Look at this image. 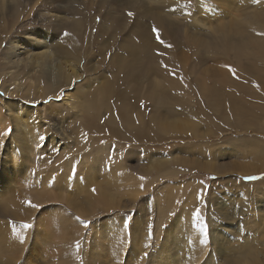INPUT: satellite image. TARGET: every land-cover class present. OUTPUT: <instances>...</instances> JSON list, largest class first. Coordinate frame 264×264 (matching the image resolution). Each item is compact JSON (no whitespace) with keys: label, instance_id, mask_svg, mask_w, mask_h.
<instances>
[{"label":"rangeland","instance_id":"rangeland-1","mask_svg":"<svg viewBox=\"0 0 264 264\" xmlns=\"http://www.w3.org/2000/svg\"><path fill=\"white\" fill-rule=\"evenodd\" d=\"M260 5L264 0H0V102L6 113L12 105L14 113L32 110L41 143L31 183H8L19 201L0 200L2 230L33 225L12 264H49L36 219L62 222L60 211L70 229H55L52 238L67 241L63 250L76 264H197L196 256L198 264L213 257L238 264V252L252 248L264 264V178L243 179L264 174V70L254 69L264 60L244 59L240 42L237 56L229 52L230 36H241ZM32 43L51 46L59 59V49L77 57L81 76L60 85L37 68L18 75L10 58ZM3 149L0 173H7ZM47 177L53 193L38 201ZM64 188L95 201L111 195L82 214ZM25 200L41 207L25 210ZM203 221L210 242L197 246ZM123 241L126 249L116 250Z\"/></svg>","mask_w":264,"mask_h":264},{"label":"bare ground","instance_id":"bare-ground-1","mask_svg":"<svg viewBox=\"0 0 264 264\" xmlns=\"http://www.w3.org/2000/svg\"><path fill=\"white\" fill-rule=\"evenodd\" d=\"M1 1L5 2L6 0H1ZM252 18L254 19L250 21V25L243 26L242 32L239 33L241 34V36L239 37L230 36L229 52L233 51L234 54H236L237 56V51L235 50V43L240 42L242 47L239 50L242 56H244L243 57L244 59L248 61L252 57L256 61L264 60V38H263L264 35H261V33H264V23H263L264 7L260 5V8H255V14L252 16ZM27 43L29 44L30 40L27 41L26 44ZM58 51L62 54V56H64L63 59H59L58 57L54 56L51 46L49 45L39 46L32 43L28 47H24V50L16 52L14 57L12 56V58H10L9 65L13 68H17L18 75L26 72L28 69L37 68L40 75L44 79L49 80L51 82L59 83L60 85L74 82L81 76L77 57L69 58L70 55L66 50L59 49ZM254 69L262 72L264 70V64ZM71 95L72 94L68 93L67 95H65L64 99L65 100L69 99ZM244 106L245 104H241L240 110L244 108ZM7 107L8 110L11 112L6 113L3 103L0 102V151L4 147L3 150L5 152V162L8 165L7 173H0V200L13 206L11 203H16L19 200L14 192L8 194V192L12 190L11 187L8 186V183L11 179L22 182H26L27 180V182L31 183V178L33 176L31 168L33 166L32 164H31L32 167L30 166V162L32 163L35 161L36 154L41 143L39 141V130L34 122V117L36 116L34 115L33 111L31 110V112L30 111L28 112L27 110H25L26 108L22 106L20 107V111L18 113H14L13 105ZM234 112L237 113L238 112L237 109ZM31 121L33 125H30ZM12 125L15 128V131H13L14 130L13 129L10 135H3L4 131L8 128H11ZM56 177L58 178V175ZM48 180L49 177H47L43 181L42 184L44 186L40 192H39V188L36 189L40 193L39 198H38V194H36L38 201H42L46 196L53 193L52 192L54 189L53 184L48 183ZM256 185H258V183H256ZM111 188H113V185ZM140 188H141L140 184H136L134 186V189H140ZM64 189L68 193H70L71 202L78 207L79 209L78 212L82 214H88L91 210L95 208L94 204L95 203L97 204L100 200L106 198L109 193V191L103 193V195L99 197V200L95 201V197H89L88 199L85 197L81 198V196L79 197V195H77L78 191H75L76 190L75 188L74 189L71 188V190L67 188ZM29 191L32 194L36 193L35 189L30 188ZM59 192L62 193V191ZM6 198L7 199L10 198V199L7 200ZM83 198H85L84 199L85 203L83 205H79V201H82ZM26 201L27 200H25L23 204H25V210L26 209L29 210L27 207L28 203ZM74 201L78 203H75ZM30 208H32L33 211L34 208L33 207ZM38 210L39 209L36 208V211ZM48 210H45L42 213L46 214ZM59 215L63 218L62 222H59L51 218V215L49 218L40 216L39 219H36L37 220L36 222L40 225L37 235L45 236L43 238L44 247L42 251L46 252L45 258L47 259L49 264H76L75 263L76 256L72 253V251L68 255H66V250H63L68 245L67 241L66 240L62 241V239L59 238L60 236L58 234L56 235L57 239L52 238L53 231H55V229L62 230L58 232L60 234L65 233L66 231L69 232L70 229V227H67L61 211L59 212ZM47 235L49 236V238ZM198 235H196V237H198ZM121 237L124 239L122 234ZM0 238H1L0 253L5 252L4 258L3 260L0 259V262H2L3 264H12L15 261L14 258H16L18 253L21 252L23 245L26 242V239L24 240L23 243H21L19 238L13 236L12 231L2 230L1 227H0ZM39 240H41V238ZM201 241L202 239L198 241L197 246L198 244L199 245L202 244ZM103 242H105V240ZM34 248L35 247H33V249ZM53 248L54 250H52ZM135 248H136V244L134 245V249L132 250V255H131L132 259L137 258L135 255ZM115 249L124 251L126 249L124 241L116 245ZM196 259L197 256L195 257V263L198 264L199 261H201V259L200 260H196ZM236 259L237 261H239V263L241 261H245L246 262L245 264H250V262H252V264H259L261 261L258 252L254 248L244 253L238 252ZM204 264H216V259L214 257L206 258Z\"/></svg>","mask_w":264,"mask_h":264},{"label":"snow or ice","instance_id":"snow-or-ice-1","mask_svg":"<svg viewBox=\"0 0 264 264\" xmlns=\"http://www.w3.org/2000/svg\"><path fill=\"white\" fill-rule=\"evenodd\" d=\"M129 15H133L132 13H129ZM154 32L156 33V38L158 40H160V43L163 44L164 41L160 39V33H159V30L158 29H154ZM261 35H264V33H261ZM167 47H172V45H167ZM160 55H163V53H160ZM165 67H167V65H165ZM233 73V75H235V72L236 70L235 69H230ZM12 132V129L11 128H8L4 131L3 135H10ZM258 178H264V174L261 175V177H257V176H246L244 177L243 179L247 180V181H254ZM141 179H144L143 177H141ZM142 187V186H141ZM93 192H95V188L92 189ZM201 199H203V196L201 195ZM28 205L30 207H33V208H39L41 207L40 205H37V204H34L32 203L31 201H28ZM195 217L197 219V221H201L202 220V216H201V212H200V209L197 208L195 210ZM77 220H81V218L77 217ZM82 223L85 224V226H87L88 223L90 222H86V221H81ZM128 225L126 224L125 227H127ZM201 231V233L203 234V239L201 241V243L207 245L209 242H210V237H209V228H208V224L206 221H203L202 223H199L197 225ZM33 227V225L31 223H27V222H23L21 224L20 227H17L15 225V223H13V226H12V234L14 237H17L19 238V240L21 241V243L24 242V240L26 239V230L28 229H31ZM151 231H149L148 233V238L150 239L151 238ZM150 245H146V247H148ZM76 247L77 249H79L80 247V242L77 241L76 242ZM149 255V253L147 251H145L143 253V257H147Z\"/></svg>","mask_w":264,"mask_h":264}]
</instances>
